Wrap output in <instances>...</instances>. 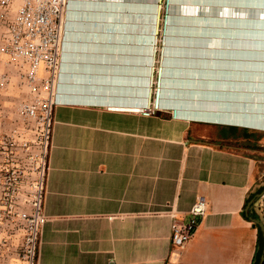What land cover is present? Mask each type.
Listing matches in <instances>:
<instances>
[{"label":"crops","instance_id":"0c3cea01","mask_svg":"<svg viewBox=\"0 0 264 264\" xmlns=\"http://www.w3.org/2000/svg\"><path fill=\"white\" fill-rule=\"evenodd\" d=\"M233 1L174 0L172 117L113 107L146 100L156 0H69L37 264H251L257 226L242 208L264 190V29L252 20L260 9ZM224 47L239 58L229 64L262 69L257 80L221 79ZM23 93L15 76L0 91V133ZM197 194L206 213L178 248L171 221ZM253 202L264 223V192ZM14 224L0 203V264H17Z\"/></svg>","mask_w":264,"mask_h":264},{"label":"built area","instance_id":"2783aa9c","mask_svg":"<svg viewBox=\"0 0 264 264\" xmlns=\"http://www.w3.org/2000/svg\"><path fill=\"white\" fill-rule=\"evenodd\" d=\"M173 2L156 0L145 102L113 107L142 115L160 110H168L172 117L178 115L176 108L163 103ZM68 3L69 0H0V91H7L15 76L18 91L24 92L13 104L15 122L0 133L1 213L21 229L19 264H37L40 229L47 218L42 202L51 111L59 100L57 85ZM206 210L205 195L197 194L185 216L173 217L170 238L174 246H185Z\"/></svg>","mask_w":264,"mask_h":264},{"label":"water","instance_id":"95a60500","mask_svg":"<svg viewBox=\"0 0 264 264\" xmlns=\"http://www.w3.org/2000/svg\"><path fill=\"white\" fill-rule=\"evenodd\" d=\"M240 18H242V16H240ZM252 20L255 24L254 27L256 28H260V29H264V15L261 14H256L254 16H252ZM227 48L224 47V51H223V55L221 56V61H223L224 65H221V79H223L224 81L227 80H236L238 83H243L244 81H249L251 80L250 77H248V79H245L244 76H247L249 73H256L254 76L255 79L257 80L258 78V73L255 71H262V69L258 68V67H252V66H248L246 64H236L235 63H231L229 64L228 61H237L239 58L238 57H232L229 54H227L226 52ZM244 60L247 59V56H245L244 58H242ZM247 61H251V60H247ZM246 62V61H245ZM229 73H232V75H229ZM235 76H239V77H235ZM264 190H261L259 192H256L247 202V207L255 200V198L260 197L263 194ZM249 219L252 221L253 224H257L262 232V248H261V252L258 258V262L257 264H263L264 262V223L263 221L259 218V217H253V216H249Z\"/></svg>","mask_w":264,"mask_h":264},{"label":"trees","instance_id":"16d2710c","mask_svg":"<svg viewBox=\"0 0 264 264\" xmlns=\"http://www.w3.org/2000/svg\"><path fill=\"white\" fill-rule=\"evenodd\" d=\"M259 190H260V188L254 190V191H251L247 195V197L245 199V202H244V205H243V208H242V213H243V216L246 219H248V215H251V216H254V217H260V214L257 213L255 211L254 207H253L254 206V202L251 203L249 208H248V215L245 214V208H246L247 201L254 195L255 192H257ZM255 226H257V245H256V249H255L251 264H257L258 258H259L260 252H261V248H262V243H263L261 229H260V227L257 224H255Z\"/></svg>","mask_w":264,"mask_h":264},{"label":"rangeland","instance_id":"374dc122","mask_svg":"<svg viewBox=\"0 0 264 264\" xmlns=\"http://www.w3.org/2000/svg\"><path fill=\"white\" fill-rule=\"evenodd\" d=\"M240 2H243L244 4L250 3V6H241V8L246 7L245 9H250V11L258 13V9H264V0H240ZM261 3L263 6H257L255 4ZM254 4V5H252ZM16 230H13L16 237V245H15V252H16V263L18 264V261H20V242H21V229L17 224H14Z\"/></svg>","mask_w":264,"mask_h":264},{"label":"bare ground","instance_id":"6f19581e","mask_svg":"<svg viewBox=\"0 0 264 264\" xmlns=\"http://www.w3.org/2000/svg\"><path fill=\"white\" fill-rule=\"evenodd\" d=\"M231 3H235L236 5L238 4L239 6H245V5H246V6H250V3H249V4H244L243 2H240V0H239V2H238L237 0H234V1L231 2ZM252 5H254V4H252ZM255 5H257V6H261V7L263 6L262 4H258V3L255 4ZM259 12H260L261 15H264V11H263V9H260Z\"/></svg>","mask_w":264,"mask_h":264},{"label":"flooded vegetation","instance_id":"af4514ba","mask_svg":"<svg viewBox=\"0 0 264 264\" xmlns=\"http://www.w3.org/2000/svg\"><path fill=\"white\" fill-rule=\"evenodd\" d=\"M246 4H248V3H246ZM258 4H261V3H258Z\"/></svg>","mask_w":264,"mask_h":264}]
</instances>
